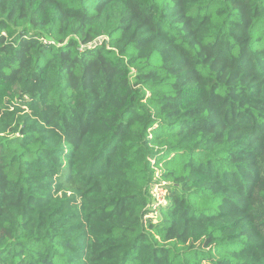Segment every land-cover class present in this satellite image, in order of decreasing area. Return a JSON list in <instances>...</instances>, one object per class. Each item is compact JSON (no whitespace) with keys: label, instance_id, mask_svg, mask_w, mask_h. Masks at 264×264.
I'll return each mask as SVG.
<instances>
[{"label":"trees","instance_id":"trees-1","mask_svg":"<svg viewBox=\"0 0 264 264\" xmlns=\"http://www.w3.org/2000/svg\"><path fill=\"white\" fill-rule=\"evenodd\" d=\"M0 264H264V0H0Z\"/></svg>","mask_w":264,"mask_h":264},{"label":"water","instance_id":"water-1","mask_svg":"<svg viewBox=\"0 0 264 264\" xmlns=\"http://www.w3.org/2000/svg\"><path fill=\"white\" fill-rule=\"evenodd\" d=\"M101 41H102V39H99V40L95 41L93 44H91V47H95L96 45H98L99 43H101Z\"/></svg>","mask_w":264,"mask_h":264},{"label":"built area","instance_id":"built-area-1","mask_svg":"<svg viewBox=\"0 0 264 264\" xmlns=\"http://www.w3.org/2000/svg\"><path fill=\"white\" fill-rule=\"evenodd\" d=\"M163 195H164V193H163ZM157 200H159V201H158V204L162 203V202H161V194H158V196H157Z\"/></svg>","mask_w":264,"mask_h":264},{"label":"rangeland","instance_id":"rangeland-1","mask_svg":"<svg viewBox=\"0 0 264 264\" xmlns=\"http://www.w3.org/2000/svg\"><path fill=\"white\" fill-rule=\"evenodd\" d=\"M155 211V210H154Z\"/></svg>","mask_w":264,"mask_h":264}]
</instances>
